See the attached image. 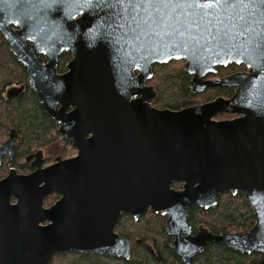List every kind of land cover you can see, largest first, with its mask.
Wrapping results in <instances>:
<instances>
[{"label": "water", "instance_id": "95a60500", "mask_svg": "<svg viewBox=\"0 0 264 264\" xmlns=\"http://www.w3.org/2000/svg\"><path fill=\"white\" fill-rule=\"evenodd\" d=\"M73 2L0 0V30L28 67L46 111L56 117L65 110L60 103L76 105L69 116L91 123L88 147L77 144V158L0 180V264H50L55 253L67 250L129 259L133 243L115 232L116 225L124 212L137 220L149 209L168 216L172 249L185 264L211 242L264 254V106L241 119L216 121L219 99L178 111L155 108L145 95L131 99L155 64L172 60L186 61L193 91L231 83L232 76H206L217 65L241 62L249 41L264 42V0H88L80 8L88 9V38L75 47L66 37L72 33L57 27L74 24ZM68 50L74 52L71 70L58 75V60ZM42 55L49 58L45 66ZM12 139L0 147V162L14 148ZM59 169L81 172L67 177L62 200L45 209L44 197L59 187ZM225 191L249 202L255 224L223 234L202 226L193 236L192 208L217 205ZM86 196L87 213L76 216L70 209L85 210Z\"/></svg>", "mask_w": 264, "mask_h": 264}, {"label": "flooded vegetation", "instance_id": "af4514ba", "mask_svg": "<svg viewBox=\"0 0 264 264\" xmlns=\"http://www.w3.org/2000/svg\"><path fill=\"white\" fill-rule=\"evenodd\" d=\"M74 1L77 2L76 4L73 2L75 9H73L72 11L77 13V15L74 18V24L70 27H61V24L58 23L57 27L58 29H62L65 32L72 33V35L66 37L67 39L74 40L72 46L75 47L76 45H80V39L83 36L88 38V28H87L88 17H86V14L88 16V9L86 10L80 9L84 5V3L86 6H88V0H74ZM8 14L11 15V13ZM12 28L14 30H18V27L15 25H12ZM59 36H60V31L57 34V37ZM256 36H257L256 34H252V37H256ZM30 43L32 44V42ZM4 44L7 46L10 53L15 56L19 65H21V67L16 66V68L18 69V73L16 77L13 78L14 81L13 82L11 81L12 83H10V85H7L5 87V90L2 93L4 99L5 100L18 99L19 97L27 93L28 88L30 87L31 90L36 94V97L38 98V101L41 104L38 93L32 88V86L29 83L30 75L28 72V67L24 65L18 59V57L13 53V51L10 49L8 40L0 30V46L1 45L4 46ZM56 45L60 46V42H58ZM243 53L245 54V56L242 59H240L241 62H238L236 61V59H234V61L217 65L215 72L209 73L206 76L207 80H222L230 76L234 77V79H232V82L229 84H218L213 87H207L202 91H193L192 90L193 83L191 81L193 76L184 69L189 75H191L190 77L191 90L196 95L197 94L199 95L198 98L195 99L196 102L189 106L201 105L219 99L220 102L218 104V109H220L221 112L214 115L213 119L216 121H232V120L241 119L247 115V112L251 110L252 107L264 106V42L261 43L258 41H249L245 45V49ZM73 60H74V52L72 50L64 51L61 54L57 63V67H56L57 74L64 75L68 73L71 70L69 65L72 63ZM180 60L183 62V68H184L186 61L183 59ZM39 61L40 64L45 66L49 63V58L46 55H42ZM155 65L152 67L153 76L145 83L144 86H142L141 91L143 90V92L138 90L140 92L137 94V96H134L131 99H139L142 98L143 95H145L152 98L151 105L153 107L158 109H170V108H162L158 104L160 93L156 86L155 73H154ZM22 69H24L25 72ZM139 74L140 71L136 69L134 71L135 77H138ZM249 75H251V77ZM9 79H12V77L8 78V80ZM41 106L47 114L46 118L51 123V127H50L51 131H47V134L41 135L37 137V139L29 143L28 139L16 126L10 125L8 135L6 139L0 142V147L4 146L13 135L12 140H13L14 148L10 150V153L8 154L5 153L1 157L0 180L14 174L20 176H27L37 171L40 168H46L51 165H55L58 163L60 164L62 161L64 162L67 160L75 159L80 155V147H78V145H80L81 148L84 146L88 147L87 131H88V126L91 125L88 117L84 116L85 118H83L82 115L69 116V114L74 112V110L77 108L76 105H68L67 107H64V105L60 103L58 109L65 108L64 110L65 112L59 111L60 113H58L56 117L48 113L42 104ZM91 136L92 134L90 133L89 137ZM20 152H22V154H20ZM10 159H12V165H9L11 161ZM76 172L80 173L81 170H75V169L58 170L57 179L60 182V184L57 190L50 191L44 197L43 207L45 209H50L51 207L57 205L58 202L62 200V198L64 197V193L62 191L63 184H65V182L67 181V177H70L73 173ZM180 184L181 185L178 187L176 186L173 187L177 190L182 189L183 182H181ZM77 200L78 198L75 196L74 204L77 203ZM17 202H18L17 198L15 196H12L11 203L15 205L17 204ZM87 203L88 201L86 196L85 210H83L82 207H77V208H73L72 210L70 209V211H72L76 216L83 215V213H87V207H88ZM65 211H67L66 207L58 209L55 213V216L57 217L59 215H63L65 214ZM44 215L45 214L42 213L41 217H43ZM167 218L168 216H165L163 222V228L165 230V235L167 238L166 243H162L163 240L158 239L155 236H150L149 238L142 240L137 239L136 242L145 245L148 248V250L155 257L158 258V260L163 259L164 256L162 257V255L164 254L162 251L164 247L167 246V248L170 251L174 252L175 255L178 256L180 263L185 264L184 259L172 249L171 243L175 240V235L169 234L165 229V222ZM189 221L192 226L191 232L193 236H195L199 232V228L202 226L204 228H208L209 230H211L209 227H207L204 224H199L198 226H196L197 223H194L190 219ZM48 223H50V220L41 222L40 224L45 226ZM115 232L120 236L129 237L127 235L118 233L116 228H115ZM229 232H238V231L233 230ZM186 235L187 234L182 233L183 237H185ZM131 241L134 246V242L132 239ZM212 243L215 242L208 243L207 245ZM67 251H71V250H67ZM202 252L197 253L195 257ZM90 254H96V253H90ZM261 254L262 256L258 258L257 261L249 264H255L263 261L264 254L263 253ZM97 255H104V254H97ZM106 256H111V255H106ZM114 257L121 258L118 256H114ZM195 257L193 258L191 264H197Z\"/></svg>", "mask_w": 264, "mask_h": 264}, {"label": "trees", "instance_id": "16d2710c", "mask_svg": "<svg viewBox=\"0 0 264 264\" xmlns=\"http://www.w3.org/2000/svg\"><path fill=\"white\" fill-rule=\"evenodd\" d=\"M16 66L21 67L7 46L1 45L0 142L6 139L9 126L12 125L16 126L30 143L37 137L47 134V131H51V123L30 87L27 93L18 99H4L2 93L5 87L14 81L13 78L18 73ZM22 70L25 72L24 69ZM154 73L156 86L160 93L158 100L160 107L179 110L196 102L195 99L199 95L191 90V75L184 70L181 60L156 64ZM10 77L12 79L8 80ZM180 183L174 182L173 186L178 187ZM164 218L165 216L152 210L143 213L137 220L127 212L122 213L116 230L120 234L129 236L134 242L129 259L71 250L55 253L50 264H181L178 256L167 246L162 251L163 259L158 260L145 245L136 242L137 239L142 240L155 236L162 239V243H166ZM190 220L197 223L196 226L204 224L214 233L222 234L233 230L246 232L255 224L256 217L252 206L242 195H234L225 191L220 196L217 205L209 209L194 206L190 213ZM261 256L259 252L241 253L229 248L223 242H215L207 245L205 251L198 254L195 260L197 264H249L257 261Z\"/></svg>", "mask_w": 264, "mask_h": 264}]
</instances>
